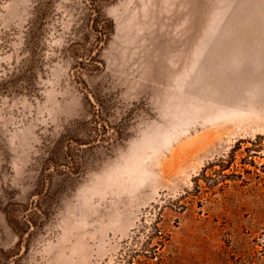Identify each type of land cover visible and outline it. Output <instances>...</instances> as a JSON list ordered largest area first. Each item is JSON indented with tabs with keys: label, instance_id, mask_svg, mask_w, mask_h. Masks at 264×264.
<instances>
[{
	"label": "rangeland",
	"instance_id": "1",
	"mask_svg": "<svg viewBox=\"0 0 264 264\" xmlns=\"http://www.w3.org/2000/svg\"><path fill=\"white\" fill-rule=\"evenodd\" d=\"M157 222L154 264H264V0H0V264Z\"/></svg>",
	"mask_w": 264,
	"mask_h": 264
},
{
	"label": "trees",
	"instance_id": "2",
	"mask_svg": "<svg viewBox=\"0 0 264 264\" xmlns=\"http://www.w3.org/2000/svg\"><path fill=\"white\" fill-rule=\"evenodd\" d=\"M152 232L153 234L148 237L149 241L156 239V244L152 248L147 250L143 247L138 253L121 255L117 264H154L152 261L158 259L159 247L165 240L166 235L161 231L158 222L152 227ZM148 242H146V244ZM135 257H138V259L134 260Z\"/></svg>",
	"mask_w": 264,
	"mask_h": 264
}]
</instances>
